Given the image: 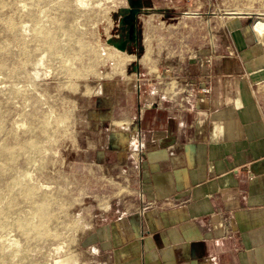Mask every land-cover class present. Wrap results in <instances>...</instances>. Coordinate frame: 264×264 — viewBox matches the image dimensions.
I'll return each instance as SVG.
<instances>
[{
    "label": "crops",
    "instance_id": "1",
    "mask_svg": "<svg viewBox=\"0 0 264 264\" xmlns=\"http://www.w3.org/2000/svg\"><path fill=\"white\" fill-rule=\"evenodd\" d=\"M133 5L137 77L105 85L102 149L122 193L84 264H264L261 34L242 14L194 29L190 12L174 23L155 0ZM185 87L210 92L187 99ZM135 136L146 148L131 162Z\"/></svg>",
    "mask_w": 264,
    "mask_h": 264
},
{
    "label": "rangeland",
    "instance_id": "2",
    "mask_svg": "<svg viewBox=\"0 0 264 264\" xmlns=\"http://www.w3.org/2000/svg\"><path fill=\"white\" fill-rule=\"evenodd\" d=\"M80 1L0 0V236L20 243L17 256L0 251V264L88 263L89 238L121 197L102 149L105 85L137 77L136 0ZM155 1L174 23L194 14V29L231 13L264 22V0Z\"/></svg>",
    "mask_w": 264,
    "mask_h": 264
},
{
    "label": "built area",
    "instance_id": "3",
    "mask_svg": "<svg viewBox=\"0 0 264 264\" xmlns=\"http://www.w3.org/2000/svg\"><path fill=\"white\" fill-rule=\"evenodd\" d=\"M206 62L210 63L211 59H207ZM185 93L186 98H193V96H197L200 93H202L203 95H207L210 92V88L208 87H203V88H189V87H185L182 90ZM152 93H154V91H152ZM130 154H129V159L131 160V162H133L136 159H139V157L142 155V153L144 152L146 145L145 143L137 136H135L131 143H130Z\"/></svg>",
    "mask_w": 264,
    "mask_h": 264
},
{
    "label": "bare ground",
    "instance_id": "4",
    "mask_svg": "<svg viewBox=\"0 0 264 264\" xmlns=\"http://www.w3.org/2000/svg\"><path fill=\"white\" fill-rule=\"evenodd\" d=\"M80 3L83 4L84 1L81 0ZM256 29L259 33H262V31L264 30V22L259 21L256 24ZM19 244L20 243L18 240L11 239L5 235L0 236V251L2 252H9L10 255L17 256L19 250L15 249V247H17Z\"/></svg>",
    "mask_w": 264,
    "mask_h": 264
},
{
    "label": "water",
    "instance_id": "5",
    "mask_svg": "<svg viewBox=\"0 0 264 264\" xmlns=\"http://www.w3.org/2000/svg\"><path fill=\"white\" fill-rule=\"evenodd\" d=\"M121 47H122V49H124L125 45H122Z\"/></svg>",
    "mask_w": 264,
    "mask_h": 264
}]
</instances>
